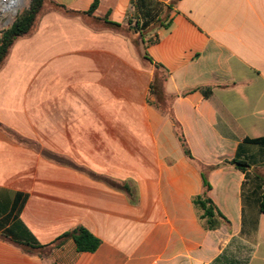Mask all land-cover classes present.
<instances>
[{
  "label": "crops",
  "instance_id": "1",
  "mask_svg": "<svg viewBox=\"0 0 264 264\" xmlns=\"http://www.w3.org/2000/svg\"><path fill=\"white\" fill-rule=\"evenodd\" d=\"M53 1L88 11L95 0ZM153 1H176L170 27L145 49L169 73L164 89L179 96L172 110L193 157L250 166L209 175L231 229L207 231L198 219L201 173L170 117L149 105L155 67L133 58L139 34L46 8L0 70V264H212L233 239V256L264 264V145L247 142L264 138V0ZM95 15L142 17L132 0H99ZM89 173L132 182L137 203ZM77 226L102 241L95 253L69 240L41 258L10 240L47 245Z\"/></svg>",
  "mask_w": 264,
  "mask_h": 264
},
{
  "label": "trees",
  "instance_id": "2",
  "mask_svg": "<svg viewBox=\"0 0 264 264\" xmlns=\"http://www.w3.org/2000/svg\"><path fill=\"white\" fill-rule=\"evenodd\" d=\"M175 3L176 1L169 5H164L153 0H132L133 7L139 11L142 17L141 19L136 18L135 21L128 20L126 23L120 24L111 21L108 16L105 18H99L95 15L99 6V0H95L88 11H74L56 4L53 0H31L29 8H27L16 19L13 25L0 31V70L3 67L13 45L19 39L33 33L41 13L46 8L59 11L70 17L81 18L86 25L95 30L108 29L123 33L126 36H129L132 32H134L135 34H139L142 44L146 47L157 42V40L155 41L151 36V32L158 28L170 27L172 22L170 14L174 11L173 5ZM135 45L137 46L138 51H140L139 42H135ZM141 56L143 60L148 61L155 67V76L153 83L151 84V94L155 96V101H149V105L155 107L162 114L170 117L174 123L175 134L183 153L187 159L194 163L200 170L203 180V191L200 195H197L192 199L199 221L207 231L218 230L223 225L227 226L228 229H231V222L221 213L209 196V192L211 191L209 175L212 171L226 166H233L237 170L247 172L250 170V166L237 159L226 160L215 166H207L198 162L193 157L182 127L175 119L172 110V104L179 96H170L164 89L165 83L169 78V73L165 71L161 65L154 63L147 51ZM247 142L264 145V138L247 140ZM70 165L75 166L71 163ZM89 174L93 179L100 180L113 189L124 192L131 204L137 203L138 196L136 188L132 182L126 181L124 183H120L94 173ZM259 210L261 214H264V188L259 202ZM10 240L21 246L25 253L39 256L41 258L50 257L54 250L62 248L69 240H72L75 243L76 250L79 253H95L102 244V241L99 238L95 237L87 228L83 226H77L76 228L65 232L52 243L47 245L38 244L33 237H31V240L28 241H19L13 238ZM235 245L238 246V242L236 239H233L231 245L225 249V251L217 259H215L212 264H248V259L239 260L230 253V247Z\"/></svg>",
  "mask_w": 264,
  "mask_h": 264
},
{
  "label": "built area",
  "instance_id": "3",
  "mask_svg": "<svg viewBox=\"0 0 264 264\" xmlns=\"http://www.w3.org/2000/svg\"><path fill=\"white\" fill-rule=\"evenodd\" d=\"M31 0H0V31L13 25L30 6Z\"/></svg>",
  "mask_w": 264,
  "mask_h": 264
},
{
  "label": "rangeland",
  "instance_id": "4",
  "mask_svg": "<svg viewBox=\"0 0 264 264\" xmlns=\"http://www.w3.org/2000/svg\"><path fill=\"white\" fill-rule=\"evenodd\" d=\"M131 39V49H132V53H133V58L137 61V62H139V64L141 65V70H144V71H146V72H148L149 71V69L151 68V65H150V63L148 62V61H145V60H143L142 59V56L141 55H143L146 51V49H145V46L143 45V44H141L139 47H140V51H138V49H137V47H136V45H135V41L133 42V37L131 36L130 37ZM140 44V43H139ZM149 68V69H148ZM150 99H152V96H150L149 97V99H148V101L150 100ZM174 141L177 143V145H178V147H179V149H181V147H180V145L178 144V141H177V139L174 137ZM239 255H240V257H245L246 256V251L245 250H242V249H240V250H238V251H236Z\"/></svg>",
  "mask_w": 264,
  "mask_h": 264
}]
</instances>
